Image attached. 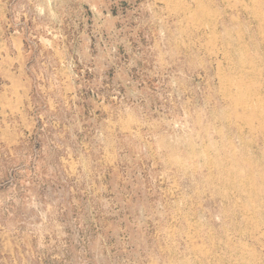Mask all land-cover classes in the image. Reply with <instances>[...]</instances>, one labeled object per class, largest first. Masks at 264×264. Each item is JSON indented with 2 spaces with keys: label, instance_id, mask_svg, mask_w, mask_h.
Here are the masks:
<instances>
[{
  "label": "rangeland",
  "instance_id": "1",
  "mask_svg": "<svg viewBox=\"0 0 264 264\" xmlns=\"http://www.w3.org/2000/svg\"><path fill=\"white\" fill-rule=\"evenodd\" d=\"M0 264H264V0H0Z\"/></svg>",
  "mask_w": 264,
  "mask_h": 264
}]
</instances>
